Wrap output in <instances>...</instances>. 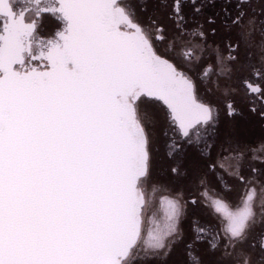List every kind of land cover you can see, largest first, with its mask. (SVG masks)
I'll return each mask as SVG.
<instances>
[{
    "label": "snow or ice",
    "instance_id": "snow-or-ice-1",
    "mask_svg": "<svg viewBox=\"0 0 264 264\" xmlns=\"http://www.w3.org/2000/svg\"><path fill=\"white\" fill-rule=\"evenodd\" d=\"M244 105L264 0H0V264H264Z\"/></svg>",
    "mask_w": 264,
    "mask_h": 264
},
{
    "label": "flooded vegetation",
    "instance_id": "flooded-vegetation-1",
    "mask_svg": "<svg viewBox=\"0 0 264 264\" xmlns=\"http://www.w3.org/2000/svg\"><path fill=\"white\" fill-rule=\"evenodd\" d=\"M152 7V8H151ZM149 9V12L151 13L152 11L155 10L156 5L153 4ZM211 56V55H210ZM240 85H237L239 87ZM244 111L245 115L240 118L241 120V134L242 132L248 131L249 134H247L245 137L250 138V139H255L262 134H264V127L261 126L259 120L253 116L251 113L248 112L247 110V105H244ZM240 124H237V126ZM245 128L247 129L246 131L242 129ZM164 149L160 148V152L156 158L157 162H159V165L162 166V164L166 163V157L165 154H163ZM165 165V164H164ZM161 172V171H160ZM158 170V173H160ZM190 212L193 216L199 217L202 223H204L206 226H212L215 224V221L212 219L211 216L208 215L207 211H199L197 207L191 208L190 207ZM186 229L190 231L191 229V223L190 221L185 225ZM177 259V256L174 254L171 258V264H175V261Z\"/></svg>",
    "mask_w": 264,
    "mask_h": 264
},
{
    "label": "rangeland",
    "instance_id": "rangeland-1",
    "mask_svg": "<svg viewBox=\"0 0 264 264\" xmlns=\"http://www.w3.org/2000/svg\"><path fill=\"white\" fill-rule=\"evenodd\" d=\"M152 8V7H151ZM209 57H210V55H212V53H211V51H209L208 52V54H207ZM237 124H240V125H238L237 126ZM235 127H236V129H237V131L241 134V128H242V126H241V120L239 119L237 122H236V125H235ZM243 130H247V129H245V128H243L242 129V131ZM247 134H249V132L248 131H246V132H242V136H246ZM161 148L162 149H164L163 148V145H161ZM163 154H164V151H163ZM158 162H157V160H156V168H157V178L160 180V181H162V182H168L169 180H171V175H170V173H169V171H168V167H167V169L165 168V166H167V165H169L170 164V161H168V159L166 158V163H164V164H167V165H164V164H162V166L161 165H159V164H157ZM164 168V169H163ZM158 170H159V172L160 173H158ZM197 209L199 210V211H205L206 209H204V208H202V207H199V206H197Z\"/></svg>",
    "mask_w": 264,
    "mask_h": 264
},
{
    "label": "trees",
    "instance_id": "trees-1",
    "mask_svg": "<svg viewBox=\"0 0 264 264\" xmlns=\"http://www.w3.org/2000/svg\"><path fill=\"white\" fill-rule=\"evenodd\" d=\"M168 164V163H167ZM167 164H165V165H167ZM167 167L169 168V165H167V166H165V168L167 169ZM164 169V168H163Z\"/></svg>",
    "mask_w": 264,
    "mask_h": 264
},
{
    "label": "bare ground",
    "instance_id": "bare-ground-1",
    "mask_svg": "<svg viewBox=\"0 0 264 264\" xmlns=\"http://www.w3.org/2000/svg\"><path fill=\"white\" fill-rule=\"evenodd\" d=\"M157 164H159V162Z\"/></svg>",
    "mask_w": 264,
    "mask_h": 264
}]
</instances>
